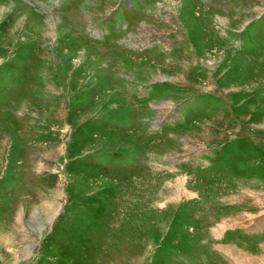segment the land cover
Wrapping results in <instances>:
<instances>
[{
  "label": "rangeland",
  "instance_id": "obj_1",
  "mask_svg": "<svg viewBox=\"0 0 264 264\" xmlns=\"http://www.w3.org/2000/svg\"><path fill=\"white\" fill-rule=\"evenodd\" d=\"M262 238L264 0H0V264H264Z\"/></svg>",
  "mask_w": 264,
  "mask_h": 264
},
{
  "label": "bare ground",
  "instance_id": "obj_2",
  "mask_svg": "<svg viewBox=\"0 0 264 264\" xmlns=\"http://www.w3.org/2000/svg\"><path fill=\"white\" fill-rule=\"evenodd\" d=\"M172 19V18H171ZM186 182V181H185ZM236 222H238V221H235V223ZM224 223H226V222H224ZM232 224V223H231ZM235 225V224H234ZM220 227H222L223 228V226H219L218 227V229H220ZM217 228V227H216ZM214 229V228H213ZM216 230V229H215ZM217 231V230H216ZM220 231V230H219ZM213 232V231H212ZM219 233V232H218ZM215 236H217V235H215ZM228 254V253H227ZM226 256V255H225ZM229 256V258H230V255H228ZM247 258V257H246ZM246 258H244V259H242V257H238L237 256V258H235V259H228V260H230V264H241L242 262L244 263V261H245V259ZM249 260V259H248ZM245 262H247V261H245ZM247 264V263H246Z\"/></svg>",
  "mask_w": 264,
  "mask_h": 264
},
{
  "label": "crops",
  "instance_id": "obj_3",
  "mask_svg": "<svg viewBox=\"0 0 264 264\" xmlns=\"http://www.w3.org/2000/svg\"><path fill=\"white\" fill-rule=\"evenodd\" d=\"M254 231L256 232L255 235L259 232V231H257V228H254ZM260 238H261V237H260ZM263 239H264V238H262V240H263ZM262 240L260 241V243L264 242V241H262Z\"/></svg>",
  "mask_w": 264,
  "mask_h": 264
}]
</instances>
